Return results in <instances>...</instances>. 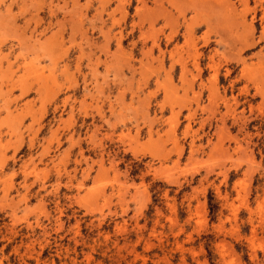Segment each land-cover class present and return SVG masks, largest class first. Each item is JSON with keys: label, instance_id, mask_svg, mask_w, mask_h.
I'll return each instance as SVG.
<instances>
[{"label": "rangeland", "instance_id": "374dc122", "mask_svg": "<svg viewBox=\"0 0 264 264\" xmlns=\"http://www.w3.org/2000/svg\"><path fill=\"white\" fill-rule=\"evenodd\" d=\"M0 264H264V0H0Z\"/></svg>", "mask_w": 264, "mask_h": 264}, {"label": "bare ground", "instance_id": "6f19581e", "mask_svg": "<svg viewBox=\"0 0 264 264\" xmlns=\"http://www.w3.org/2000/svg\"><path fill=\"white\" fill-rule=\"evenodd\" d=\"M196 65V64H195ZM225 73V72H224ZM231 80V79H230Z\"/></svg>", "mask_w": 264, "mask_h": 264}]
</instances>
